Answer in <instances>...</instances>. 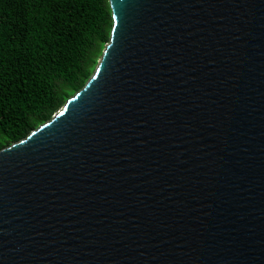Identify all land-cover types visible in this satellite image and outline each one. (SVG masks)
<instances>
[{
    "label": "water",
    "instance_id": "95a60500",
    "mask_svg": "<svg viewBox=\"0 0 264 264\" xmlns=\"http://www.w3.org/2000/svg\"><path fill=\"white\" fill-rule=\"evenodd\" d=\"M85 87L0 151V264H264V0H109Z\"/></svg>",
    "mask_w": 264,
    "mask_h": 264
},
{
    "label": "trees",
    "instance_id": "16d2710c",
    "mask_svg": "<svg viewBox=\"0 0 264 264\" xmlns=\"http://www.w3.org/2000/svg\"><path fill=\"white\" fill-rule=\"evenodd\" d=\"M113 26L109 0H0V151L85 87Z\"/></svg>",
    "mask_w": 264,
    "mask_h": 264
}]
</instances>
